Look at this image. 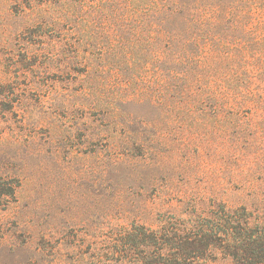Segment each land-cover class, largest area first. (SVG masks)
<instances>
[{"label":"rangeland","instance_id":"rangeland-1","mask_svg":"<svg viewBox=\"0 0 264 264\" xmlns=\"http://www.w3.org/2000/svg\"><path fill=\"white\" fill-rule=\"evenodd\" d=\"M159 1L0 0V264H145V232L222 208L264 224V32L211 22L160 66Z\"/></svg>","mask_w":264,"mask_h":264},{"label":"trees","instance_id":"trees-1","mask_svg":"<svg viewBox=\"0 0 264 264\" xmlns=\"http://www.w3.org/2000/svg\"><path fill=\"white\" fill-rule=\"evenodd\" d=\"M145 13L156 18V34L160 42L158 62L160 66L171 68L179 64L190 66L199 60V54L191 53L195 52V47L200 51L202 45L196 39L214 28L208 25L211 22L231 19L243 25L254 24L255 31L264 32V0L237 4H224L219 0H160L146 6ZM243 25L241 30L247 31L249 26ZM191 70L189 67L188 72H184L186 78ZM162 80L165 83V79ZM166 94L163 91V97ZM6 193L7 190L0 189V194ZM222 209L224 214L209 223L170 226L148 235L145 232V247L157 246L158 252L155 260L146 253L142 257L144 263L196 264L197 260L216 249L231 256L235 264L264 263V224L253 222L244 209L241 214Z\"/></svg>","mask_w":264,"mask_h":264}]
</instances>
